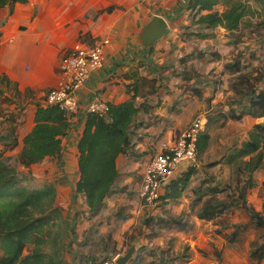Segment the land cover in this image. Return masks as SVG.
Returning <instances> with one entry per match:
<instances>
[{"label": "crops", "instance_id": "crops-1", "mask_svg": "<svg viewBox=\"0 0 264 264\" xmlns=\"http://www.w3.org/2000/svg\"><path fill=\"white\" fill-rule=\"evenodd\" d=\"M237 1L248 6L250 14L233 32L222 26L209 28L196 23V11L190 9L192 0H28L25 4L0 8V75L8 77L12 84L9 91L18 96L10 106L0 101L3 111L4 106H13L3 112L5 115L1 113L0 122L5 121L8 126L7 120L16 117L18 125V146L5 151L3 156L22 151L24 138L35 126L37 107L45 104L48 93L64 81L59 69L61 60L76 47H94L109 41L104 49L103 68L91 76L78 94L79 111L71 120L68 134L62 138L61 154L31 167L34 175L41 172L46 178L53 173L61 176L57 185L54 180L48 184L55 185L57 194L59 190L66 194L65 202L62 201L66 209L64 218L76 228L73 237H65V247L69 251L74 243L70 252L74 253L75 262L66 260L69 264H91L88 260H102L105 256L121 257L119 252L126 234H131L144 212L151 209L140 197L143 171L163 142L177 139L197 118H204L206 124L211 119L205 127L211 139L204 157L211 147L210 128L222 119L218 112L244 110L243 105L228 103L235 96L230 85L235 75L230 68L237 61L254 76L261 72L262 82L258 88L264 89V0ZM227 8L221 3L213 11L223 13ZM209 13L202 12L204 15ZM151 32L160 35L150 43ZM136 76L156 80V92L138 100L139 104L147 105V110L138 114L132 127L131 153L118 158L119 177L103 207L94 214L85 197L75 191L79 180L78 145L87 108L97 99L113 105L127 102L131 98L127 86L136 81ZM193 89L200 90L201 95H195ZM9 91L5 92L6 96ZM257 124H264V117L245 115L242 121L228 119L222 127L241 125L246 130L233 134L235 143L232 142L213 162L220 161L233 146L245 142L249 131ZM0 146L1 153L4 150L1 142ZM202 158L198 156V160ZM215 167L228 168L224 164ZM179 170L174 178L187 169ZM256 175L262 184L263 174L258 172ZM164 191L165 187L162 193ZM191 195L194 197L191 203L180 202L178 211L189 210L196 198L192 192ZM200 207L201 204L191 206L194 214L189 217V222L194 227L200 225L197 217ZM121 209L130 216L128 220L117 221L116 213ZM173 210L177 209L173 207ZM156 212L149 216L155 217ZM94 223L101 224L99 234L92 230ZM174 233L196 254L188 264H210L195 248L196 233ZM97 234L102 237L98 243L99 251L96 255L86 254ZM143 242L147 241L141 238V244L135 245L136 254ZM204 242L206 244L207 240ZM222 249L229 252L228 247ZM200 250L204 251L203 247ZM229 253L232 264H252L249 255L241 261L238 254Z\"/></svg>", "mask_w": 264, "mask_h": 264}, {"label": "trees", "instance_id": "trees-1", "mask_svg": "<svg viewBox=\"0 0 264 264\" xmlns=\"http://www.w3.org/2000/svg\"><path fill=\"white\" fill-rule=\"evenodd\" d=\"M27 1L0 0V8L13 7L17 3L25 4ZM221 3L228 7L227 10L223 13L213 11ZM190 9L196 11V23L209 28L222 26L230 32L237 31L243 19L250 14L248 6L237 0H192ZM203 11L211 13L204 15ZM230 69L235 75L231 82L235 96L228 103L231 106L243 105L244 110L239 113L231 110L226 114L219 111L218 117L225 122L228 119L242 121L245 115L263 118L264 89L256 87L260 79L254 78L253 72H246L239 61ZM135 79L133 84L127 86L130 100L118 105L110 104V110L104 116L88 113L86 117L78 145L79 180L75 191L85 197L90 212L94 214L103 207L119 177L118 158L131 153L132 127L138 114L147 110V105L139 104L138 100L156 92V80L138 76ZM11 85L7 76L0 75V101H4L1 98L6 91L12 89ZM193 92L197 96L201 95L198 89H193ZM73 117V114L62 110L58 105H39L35 114V126L24 138L23 149L17 158L18 163L24 168H31L57 158L62 151V138L68 134ZM16 120V117H11L7 120L9 122L6 121L8 126L4 124L5 121L0 123L1 126L5 125L2 128L3 135L0 136V142L4 146L0 153V264H68L63 258L65 237L54 231L57 227L56 221L66 222L62 208L56 204L55 185L28 189L21 185L16 171L5 162L4 152L18 146ZM221 120L215 126L222 127L225 122L220 123ZM210 139L207 131L203 132L198 143L200 158L208 149ZM220 164L231 170V178L227 184L217 183L214 178H206L191 189L194 176L199 170L190 167L169 181L157 204L161 208L169 204H179L185 193L191 189L196 197L193 204H201L197 214L200 220L214 221L235 211H245L249 215V221L231 224L229 227L233 230L225 234L224 238L226 245H235L253 232L255 239L250 245L249 260L252 264H260L264 261V209L257 211L252 207L248 196L257 187L256 173L261 172L264 176V124L255 125L249 131L245 142L240 146H233L220 161L204 166V170ZM261 187L264 192V180ZM129 217L123 213V209L116 213L117 221H126ZM141 225L142 235L149 241L159 237V231L169 230L184 235H191L196 231L193 224L181 217L163 215L157 218L146 216ZM145 231L149 233H144ZM218 233L222 235L223 232L219 230ZM129 238L130 235L126 234L128 244H132L135 239ZM49 247L52 252H47ZM146 250L139 249L130 264H143L145 258L153 260L150 264H175L177 261L190 259L186 252L172 257L168 250H160L158 253L152 249ZM109 258L105 256L102 260L97 258L88 262L105 264Z\"/></svg>", "mask_w": 264, "mask_h": 264}, {"label": "rangeland", "instance_id": "rangeland-1", "mask_svg": "<svg viewBox=\"0 0 264 264\" xmlns=\"http://www.w3.org/2000/svg\"><path fill=\"white\" fill-rule=\"evenodd\" d=\"M254 78L260 79V82H257V86H256V87H260L261 82H262L261 72H258V75H255ZM6 94H8L10 97L3 95V98H1V99H3L4 101H5V99H7V101H5V102L3 101L2 104H6V105L10 106L11 105L10 103L14 102V99H17L18 96H16L11 91L7 92ZM8 106H4V109H5L4 111L0 108V113L11 110L13 107V106L8 107ZM3 114L5 115V113H3ZM3 127L0 125V130ZM237 130H239V131H237ZM245 130L246 129L244 128V126H241V125L238 127H234V126L233 127L232 126L219 127V126H215V124H213L212 128H210V132L213 135L211 147H210L209 151H207L206 155L202 159L198 160V162H197L196 167L198 168L199 173L196 176H194L193 182H192L191 187H190L191 189L195 188V186H197L201 181H203L206 178H209V179L214 178L216 180V182L220 183V184H222V183L227 184L230 181L231 170L229 168L207 167L204 170V166H207L208 164H210V162H213L217 158H219V156L222 154V152L225 151L228 148V146H230L232 144V142L235 143V141L232 140L233 134L235 135L238 132H245ZM1 149L2 148L0 146V151H1ZM18 152L15 151V152L7 153L4 155V158H5L6 164H8L14 171H16L17 178L20 180L22 186L27 187L28 189H39V188H42V186H44V185H48V183H51V181H53V180H54L56 185H57V183H59V181H57V179L59 180L61 178V176L57 177V175L55 173H53L52 176L50 175L49 178H46V176H43V174L41 172H37L34 175V172L31 168H30L31 170H29V169L27 170L26 168L22 167L18 163V160H17V156L19 154ZM255 178L257 181V187L254 190H252L251 193L249 194L248 202L257 211H263V209H264V194H263L262 187H261L262 184H261V181L259 180L260 179L259 175L258 176L256 175ZM191 189H189V191H187L185 193L184 197L181 199L180 202H183L186 204V201H187V202L191 203V201L194 198L191 195V192H192ZM65 195L66 194H63L59 190V193L57 194V198H56V204H57V206L62 208L63 212L66 211V209H64V207H63L65 205L62 203L63 200H64V202L66 200ZM176 205H177V207H176ZM191 206H192V208L196 207V205L190 204L189 210L178 211V207H179L178 204L168 205V206H165L164 208H161L159 204H157L155 206H149V207H151V209H148L147 211L144 212V216H142L140 221H138L139 224L135 225L132 228L131 234H129V232L127 233L130 235L129 240H131V239H135V240H133L134 242H132V244H131V242L128 244V241L126 239L124 240L122 247H121V252H119V253H121V256H124L127 253V251L130 249L131 245L141 244L140 243L141 238H143L144 241H147L148 243L143 242L144 245H142V248H140L141 250L147 249L146 251H149L150 249H152V250H155V252H157V253L160 252V250H168V251H170L169 255L172 257L181 255L182 253L186 252L189 254L190 259L194 258L195 257L194 255H196V254L193 253V250H191V247L187 246L183 242H181L182 237H179V236L176 237L174 231H169V230L159 231L160 236L155 238L153 241H149L143 237V235H142L143 229H142V225H141V223H143L144 217L149 216L153 211L156 212L157 210L158 211L155 213V218H157L158 216H161V215H163L165 217H177V218L181 217L185 221L188 222V221H190L189 217L194 214V209L192 210ZM173 207L177 210L174 211ZM106 218L107 217H105L104 220ZM108 220H110L109 217H108ZM248 221H249V215L245 211H235L231 214L222 216L221 218L216 219L214 221L200 220V222H199L200 225L199 226L196 225V227H195L196 228V231H195L196 236L194 237V241L197 242L195 244L196 250L198 252L200 251L201 252L200 254L203 257H205L207 259V261L210 262V264H232L230 262L231 255H232L229 253L230 251L234 252L235 254H238L241 261L248 259L251 242L255 239V235L253 232L246 235V237L241 242H239L235 245L225 246L226 245V239L224 238L225 234H229L232 232L233 228L229 227L231 224L233 225V224H238V223H245ZM56 222H57V227L54 230L56 232V234H59V235L61 234V237H66V235H69V236L71 235V237H73V235H74L73 231H74V229H76L75 226H73L74 225L73 223H70V222L67 223V221L64 222L63 220L56 221ZM100 227H101V224L94 223L92 225V230H97V233L99 234ZM219 230H221L223 232L222 235H220V233H218ZM146 232H147V234L149 233V231H145L144 233H146ZM98 234H97V237L94 239L93 244L89 247L90 249L87 251L86 254L96 255L97 251H99L98 243L102 240V237ZM62 235H64V236H62ZM200 235H203L204 237L200 238ZM131 237H133V238H131ZM205 239L207 240L206 244L204 242ZM64 241H66V238ZM151 243H152V245L150 246ZM73 244L74 243H71V245H70L71 250L73 249ZM223 246H224V248L228 247L229 252H227L226 250L224 251L222 249ZM202 247H203L204 251L200 250ZM186 248H188V250H186ZM63 249H64V251H63L64 261L66 263H68L66 260L71 261V262H75V259H73L74 253L70 252L71 250L69 251L68 248H66V247H64ZM47 252H52V248H50V247L47 248ZM156 257L157 256L155 255L154 258H156ZM190 259H189V261L180 260V261H177L175 264H188L190 262ZM152 261L153 260H151L150 258H145L143 264H150ZM156 261H159V260H156Z\"/></svg>", "mask_w": 264, "mask_h": 264}, {"label": "built area", "instance_id": "built-area-1", "mask_svg": "<svg viewBox=\"0 0 264 264\" xmlns=\"http://www.w3.org/2000/svg\"><path fill=\"white\" fill-rule=\"evenodd\" d=\"M108 40L94 47H76L60 62V72L64 81L58 88L48 93L45 105H58L62 110L74 116L79 111L78 94L91 76L104 65V49ZM110 104L97 99L87 108V114L106 115ZM206 120L195 119L172 142H163L159 151L145 166L140 190V197L147 206H155L161 197L163 188L181 169L196 167L198 162V143L205 131ZM117 257L107 260L105 264H116Z\"/></svg>", "mask_w": 264, "mask_h": 264}, {"label": "water", "instance_id": "water-1", "mask_svg": "<svg viewBox=\"0 0 264 264\" xmlns=\"http://www.w3.org/2000/svg\"><path fill=\"white\" fill-rule=\"evenodd\" d=\"M151 34L149 35L151 39L149 38V42H154L158 37V32L157 34ZM136 254V246L132 245L130 249L127 251V253L124 256H121L117 259L116 264H130V262L133 260L134 256Z\"/></svg>", "mask_w": 264, "mask_h": 264}]
</instances>
